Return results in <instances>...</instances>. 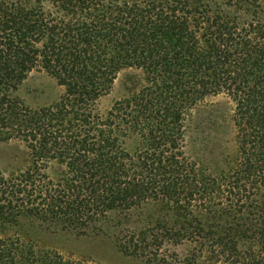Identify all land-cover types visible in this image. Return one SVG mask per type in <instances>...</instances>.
<instances>
[{
  "label": "trees",
  "instance_id": "16d2710c",
  "mask_svg": "<svg viewBox=\"0 0 264 264\" xmlns=\"http://www.w3.org/2000/svg\"><path fill=\"white\" fill-rule=\"evenodd\" d=\"M45 1L49 10L0 0V143H23L30 162L0 171V264H89L6 236L26 224L101 237L125 256H153L146 264H196L170 247L197 240L226 264H264L260 252L243 257L264 242V193L246 195L264 186V0H105L108 17L90 12L101 0ZM126 71L124 95L100 113ZM33 72L55 82L52 102L27 89ZM219 95L251 127L248 179L231 174L235 207L209 201L233 159L224 148L204 149L203 164L182 151L186 112Z\"/></svg>",
  "mask_w": 264,
  "mask_h": 264
},
{
  "label": "rangeland",
  "instance_id": "374dc122",
  "mask_svg": "<svg viewBox=\"0 0 264 264\" xmlns=\"http://www.w3.org/2000/svg\"><path fill=\"white\" fill-rule=\"evenodd\" d=\"M122 1V0H118ZM220 2L224 5L223 0H210V5L214 6V2ZM8 9H21L39 7L49 10L51 5L45 0L43 2L37 0H5ZM94 16L115 14L113 8L105 0H101L98 6L95 5L90 11ZM109 13V14H107ZM61 16V13H60ZM64 16V15H62ZM132 71L123 72L115 83L114 89L107 96L103 97L98 105L97 109L100 113H106L109 111L113 104L122 98L124 95L123 82L127 75ZM26 87L29 90H43L44 95L35 98L36 102H52L57 95L58 89L56 84L51 78L44 72H33L29 75L26 81ZM29 99V95H28ZM185 131H183L182 151L191 161L197 164H203L204 149L210 148L213 144H218L227 154L233 158L230 166L224 169L222 174L223 179L220 184H223L219 193L209 200L212 203L215 202L217 206L229 207L234 206L231 200V194L228 193V189L233 179V172H238L237 175L241 176L242 180H247L249 174L248 168L243 164L246 162L245 156L242 154V139L251 129L247 121L242 120L238 116L237 103L226 95H219L209 98L205 102L200 103L195 109L188 110L184 116ZM217 124V125H214ZM219 127H222L219 129ZM218 131V133H217ZM29 150L26 146L17 141H11L8 143H0V171L4 176H9L12 173H20L29 166ZM51 167L55 169L57 166L52 164ZM53 168V169H54ZM200 168V166H198ZM142 172L146 175L147 171ZM217 172V171H216ZM214 166L207 167V174H211L213 178H219V172L216 173ZM49 176L54 177L53 171L48 170ZM62 174V173H61ZM60 174V175H61ZM221 176V177H222ZM158 179V178H156ZM155 179V180H156ZM161 180V179H160ZM158 180V181H160ZM158 181H156L158 183ZM250 182L256 181L254 176L250 175ZM244 183V182H243ZM159 184H162V182ZM172 188L179 190V185ZM186 186V185H185ZM251 184L247 185V193H264V186L259 183L255 185V188ZM26 198L29 194L25 195ZM254 198H260L255 196ZM133 228L139 231L148 228L146 223L134 224ZM45 228V229H44ZM34 228L31 229L29 224L23 225V227H17L13 231L7 233V237L12 240L20 239L23 244H32L36 248H47L65 260H70L75 263L86 262L89 264H146L145 260L151 259L153 256L148 255L146 258H136L131 256H125L124 254L117 252L114 248V243L109 240H104L101 237H76L75 235L61 232L59 229L53 228ZM35 229L37 233H35ZM34 234H33V233ZM27 234V235H25ZM40 234V236H39ZM0 238H5V233L0 234ZM243 245L249 246L250 244L244 242ZM252 250L255 254H248L243 256L250 258L249 262L256 260L257 253H262L264 256V242L257 241L252 245ZM242 248V246H240ZM243 250H246L245 248ZM171 254H175L177 258L185 259L195 256L194 260L196 264H226L224 256L220 253L213 252V249L209 244L204 243L202 240L196 242L184 241L176 246L170 247ZM149 254V253H148Z\"/></svg>",
  "mask_w": 264,
  "mask_h": 264
}]
</instances>
